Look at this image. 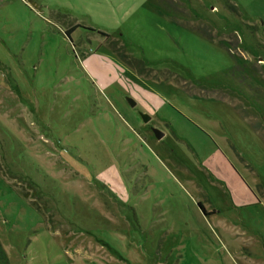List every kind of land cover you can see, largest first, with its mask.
I'll return each instance as SVG.
<instances>
[{
  "label": "rangeland",
  "instance_id": "rangeland-1",
  "mask_svg": "<svg viewBox=\"0 0 264 264\" xmlns=\"http://www.w3.org/2000/svg\"><path fill=\"white\" fill-rule=\"evenodd\" d=\"M0 264H264V0H0Z\"/></svg>",
  "mask_w": 264,
  "mask_h": 264
},
{
  "label": "crops",
  "instance_id": "crops-1",
  "mask_svg": "<svg viewBox=\"0 0 264 264\" xmlns=\"http://www.w3.org/2000/svg\"><path fill=\"white\" fill-rule=\"evenodd\" d=\"M95 29V28H94ZM97 32V31H96ZM98 34H100V35H102L100 32H97ZM102 36H104V35H102ZM105 38H107V37H109V39H112V37L111 36H104ZM95 54H97V53H95ZM98 56H104V57H107V58H109V54H106V53H102L101 55H99V54H97ZM90 56V58L92 57V56H95V55H89ZM90 61H101L100 59H98V57H94L93 59L91 58V60ZM92 62H91V64H89L90 65V67L91 68H89L90 69V72H91V75L93 76H91L93 79H95L96 81H98V82H100V84H101V86L103 87V89L104 90H101L103 93H106L107 91L108 92H112V93H114V91H113V89H112V85L114 84V83H116V82H114L113 83V81H114V79H113V77L115 76V73L113 72H111V73H109V72H106V71H104V70H102V69H99V68H97L96 66H95V64H92ZM89 75V74H88ZM105 75V76H104ZM115 77H117V76H115ZM142 93H143V96H141L138 92L134 95V97L136 98V100H137V102L140 104H142L143 106H144V108H145V110H147V111H152L153 113H155V109L154 108H152V106H151V104H150V101L152 100V95H155V92L154 91H152L151 92V95H149L148 93H146V92H149V91H147V90H144V89H142V88H140L139 89ZM146 91V92H145ZM117 105L118 106H116L118 109H120V110H122V112H124V113H126V115H128V117H130L131 119H132V121H134L135 123H137L138 124V117L136 116V113L134 112H132V111H130V109L129 108H127V106L125 105V103H122V101H117ZM157 108H161V107H157ZM114 109H115V107H114ZM115 111H117L116 109H115ZM119 114V113H118ZM120 115V114H119ZM126 121V120H125Z\"/></svg>",
  "mask_w": 264,
  "mask_h": 264
},
{
  "label": "water",
  "instance_id": "water-1",
  "mask_svg": "<svg viewBox=\"0 0 264 264\" xmlns=\"http://www.w3.org/2000/svg\"><path fill=\"white\" fill-rule=\"evenodd\" d=\"M126 99L128 100L131 107L136 106L137 101L134 100L131 96H127ZM141 115H142V118L145 122H148L151 119V116L148 113L142 112ZM153 130H154V132L158 138H162L165 135V133L163 131H161L159 128H154Z\"/></svg>",
  "mask_w": 264,
  "mask_h": 264
},
{
  "label": "flooded vegetation",
  "instance_id": "flooded-vegetation-1",
  "mask_svg": "<svg viewBox=\"0 0 264 264\" xmlns=\"http://www.w3.org/2000/svg\"><path fill=\"white\" fill-rule=\"evenodd\" d=\"M137 106H140V107H141V108L139 109L141 112L146 113L147 110H145L144 106H143L141 103L139 104V103L137 102V104H136L135 107H137ZM135 107H134V108H135ZM154 109H155V108H154ZM157 109H159V108L156 107V109H155V113H157V112H156ZM150 116H151V118H152L153 114H150ZM206 214H208V213L206 212Z\"/></svg>",
  "mask_w": 264,
  "mask_h": 264
},
{
  "label": "trees",
  "instance_id": "trees-1",
  "mask_svg": "<svg viewBox=\"0 0 264 264\" xmlns=\"http://www.w3.org/2000/svg\"><path fill=\"white\" fill-rule=\"evenodd\" d=\"M29 2H31L32 0H28ZM77 26H74V27H72L71 29H69L68 31H67V33H69L71 30H73V29H75Z\"/></svg>",
  "mask_w": 264,
  "mask_h": 264
}]
</instances>
